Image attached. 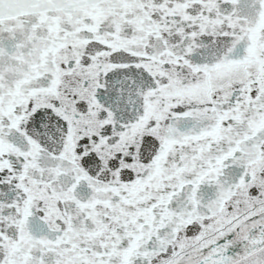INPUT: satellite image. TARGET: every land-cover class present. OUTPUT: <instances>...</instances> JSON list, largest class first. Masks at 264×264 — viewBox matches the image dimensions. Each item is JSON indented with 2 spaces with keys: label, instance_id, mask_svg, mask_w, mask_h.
Listing matches in <instances>:
<instances>
[{
  "label": "water",
  "instance_id": "obj_1",
  "mask_svg": "<svg viewBox=\"0 0 264 264\" xmlns=\"http://www.w3.org/2000/svg\"><path fill=\"white\" fill-rule=\"evenodd\" d=\"M0 264H264V0H0Z\"/></svg>",
  "mask_w": 264,
  "mask_h": 264
}]
</instances>
